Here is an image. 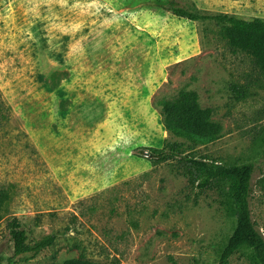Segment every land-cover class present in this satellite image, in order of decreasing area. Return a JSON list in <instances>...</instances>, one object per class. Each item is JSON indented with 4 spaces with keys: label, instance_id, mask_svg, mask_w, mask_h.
<instances>
[{
    "label": "rangeland",
    "instance_id": "rangeland-1",
    "mask_svg": "<svg viewBox=\"0 0 264 264\" xmlns=\"http://www.w3.org/2000/svg\"><path fill=\"white\" fill-rule=\"evenodd\" d=\"M158 1L169 0H0V185L12 195L0 264H216L235 218L218 191H199L174 161H157L173 142L196 159L254 164L250 212L264 235L260 70L214 21L177 18ZM176 2L203 14L240 10ZM180 91L212 110L215 141L164 128L157 103ZM10 217L27 245L56 241L14 258ZM229 264H248V254Z\"/></svg>",
    "mask_w": 264,
    "mask_h": 264
},
{
    "label": "trees",
    "instance_id": "trees-1",
    "mask_svg": "<svg viewBox=\"0 0 264 264\" xmlns=\"http://www.w3.org/2000/svg\"><path fill=\"white\" fill-rule=\"evenodd\" d=\"M159 7L173 16L190 22L214 21L223 39L230 45L243 50L264 80V20L254 18L243 20L230 14H203L182 7L176 0L158 1ZM164 128L194 144H208L221 133V126L211 120L212 110L201 108L198 95L192 91H180L173 101L157 103ZM264 158V148L263 155ZM159 163L174 161L190 186L199 191L216 190L224 211L235 218L234 228L222 248L216 264H229L233 254L243 251L248 254V264H264V235L257 228L251 215V201L254 193L252 176L253 163L225 165L216 161L189 157L181 143H167L157 156ZM8 188L0 185V220L8 214L11 200ZM13 257L31 253V258L52 246L55 234H48L27 245V231L16 217L7 222ZM61 264H98L83 257L71 258Z\"/></svg>",
    "mask_w": 264,
    "mask_h": 264
},
{
    "label": "crops",
    "instance_id": "crops-1",
    "mask_svg": "<svg viewBox=\"0 0 264 264\" xmlns=\"http://www.w3.org/2000/svg\"><path fill=\"white\" fill-rule=\"evenodd\" d=\"M225 7H237L239 12L226 11L223 14L235 15L243 20L259 18L264 20V0H222Z\"/></svg>",
    "mask_w": 264,
    "mask_h": 264
}]
</instances>
